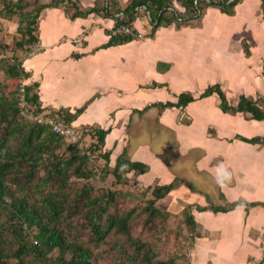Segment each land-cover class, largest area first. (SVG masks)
Masks as SVG:
<instances>
[{"label": "crops", "instance_id": "0c3cea01", "mask_svg": "<svg viewBox=\"0 0 264 264\" xmlns=\"http://www.w3.org/2000/svg\"><path fill=\"white\" fill-rule=\"evenodd\" d=\"M72 1L80 10H99L71 18L76 8L69 4L45 8L39 50L23 59L30 72L24 82L38 84L41 106L72 112L86 106L73 119L84 147L95 141L90 129H109L100 147L110 153L111 169L121 155L149 167L130 172L131 183L153 189L178 180L157 205L173 216L191 208L201 233L187 252L189 264L261 261L264 140L248 139L264 137V119L223 111L217 93L200 95L219 84L232 106L245 95L264 108L263 0H240L233 14L210 6L199 20L162 25L144 6L133 24L144 36L108 47L131 0H110L120 13L109 0ZM174 8L185 10L177 1ZM183 92L195 100L160 105L177 103Z\"/></svg>", "mask_w": 264, "mask_h": 264}, {"label": "trees", "instance_id": "16d2710c", "mask_svg": "<svg viewBox=\"0 0 264 264\" xmlns=\"http://www.w3.org/2000/svg\"><path fill=\"white\" fill-rule=\"evenodd\" d=\"M41 1L0 0V18H18L17 32L21 37L16 38L10 48L12 52L22 48L29 51L36 45L39 41V17L45 8L69 4L76 8L70 15L71 18L86 16L99 10L97 6L80 10L72 0H56L51 3ZM174 1L181 3L185 10L180 12L175 9ZM239 1L131 0L122 16L117 18V24L133 25L140 11L139 7L142 6H146L151 12L153 22L159 20V25H162L178 19L199 20L210 6L233 14ZM109 3L114 12L120 13L116 1L109 0ZM104 9L106 13H110L106 6ZM168 10L171 11L168 13ZM133 37L131 34L112 35L103 47L124 43ZM0 71L5 76L0 78V217L6 216L0 222V264H8L5 257L11 256L18 259L17 264H185L191 242L201 233L192 210L185 208L182 216L174 215V221L170 223L167 221L173 215L157 205L159 199L173 190L178 180L153 189L144 187L143 190L138 189L135 180L132 183L136 188L132 191L95 186L93 179H104L109 174L115 177L118 185H130V172L145 173L149 167L121 155L111 169L110 153L103 152L100 147L109 129H90L88 132L95 141L82 149L77 143L68 144L49 125L22 117L19 108L20 86L30 76V72L24 66L23 59L17 56L0 57ZM37 89L38 84L33 83L25 85L24 92L27 101L40 107ZM213 93L219 95L223 111L244 112L250 114L249 117L264 119V108H261L260 101L241 95L238 104L232 106L219 84L208 86L200 97ZM193 100L195 97L191 93L183 92L177 103L160 105L185 107ZM85 107L78 108L75 112L60 109L59 119L73 125V119ZM11 137L18 139L17 146L8 144ZM248 140L263 141L264 137ZM63 143L68 146L64 145L63 148ZM88 150L93 155L88 154ZM42 162H45V174L41 173ZM73 178L84 182L73 186ZM150 191L152 197L148 198ZM125 201L126 204L134 201L136 204L131 208H124ZM110 208H114L115 212H111ZM103 213H109L104 222L101 221ZM133 216L139 217L137 222L152 231L173 232L177 246L165 258L160 259L163 246L133 235ZM35 227L37 231L32 233ZM6 232H10L12 239L17 240V248L11 256L6 252L7 244L10 243H7ZM55 251L57 254L53 256Z\"/></svg>", "mask_w": 264, "mask_h": 264}, {"label": "rangeland", "instance_id": "374dc122", "mask_svg": "<svg viewBox=\"0 0 264 264\" xmlns=\"http://www.w3.org/2000/svg\"><path fill=\"white\" fill-rule=\"evenodd\" d=\"M2 7V5L0 4V8ZM13 21H18V18H15L13 19ZM17 24H8V22L6 21L5 18H0V57H5V56H17L18 58H21V59H24L25 56H28L30 54V52L32 51L29 50V51H25L26 49L25 48H22L21 50H16L14 52L11 51V47L13 46L16 38H20V33L17 32ZM4 47H7L6 50H3ZM24 61V60H23ZM5 76H4V73L3 71H0V78L3 79ZM21 84H24V81L23 83ZM15 87V85H14ZM19 87V85L17 86ZM21 88V86H20ZM9 94V93H8ZM18 139H13L12 137L9 139L8 141V144H10L12 147H15L17 146L18 142H17ZM64 145L65 146H68L67 143H63V148H64ZM83 148H87V147H83ZM98 161L95 162V164H97ZM41 173L42 174H45L46 173V169L44 168L45 167V162H42L41 163ZM104 164V162H103ZM106 178V177H105ZM105 178H101L100 179H93L95 182V186H110L114 189H128V190H135V184L131 183L130 185H127V186H124V185H118L116 183V180L115 179H107L105 180ZM73 181V186H78V184H82L84 181H77V179L73 178L72 179ZM138 189H141L143 190L144 187H141V186H137ZM138 192H141V191H138ZM151 191L148 193V198H151ZM136 204V202H132V203H127L126 204V201H125V204H123V207L124 208H131L133 207L134 205ZM110 211L111 212H115V209L114 208H110ZM108 214L109 213H103L101 214V221L104 222L107 217H108ZM135 215V214H134ZM136 216V215H135ZM133 216L132 220H131V225H133V230H132V233L134 236L136 237H139V238H144V240H150L152 242H155L158 246H163L164 249L161 250V253H160V256L159 258L162 259V258H165L167 256V254H169L176 246H177V241H176V238H175V235L173 232L171 231H167L165 230V232H163V230L161 232L159 231H152L149 229V227H143L141 223H138L137 221L140 219L139 217H135ZM6 218V216H2L0 217V222L4 221V219ZM174 218L175 216H171L169 221L167 222H170L172 223L174 221ZM166 222V221H165ZM167 222L165 224H167ZM37 231V227L33 228L32 230V233L36 232ZM6 236L8 237L7 238V243L10 242L9 244H7V247H6V252L10 254H12V252L17 248V240L14 238L12 239V234L10 232H6ZM57 254V251H55L53 253V256H55ZM6 258V261L8 262V264H17V261L18 259L16 257H5Z\"/></svg>", "mask_w": 264, "mask_h": 264}, {"label": "built area", "instance_id": "2783aa9c", "mask_svg": "<svg viewBox=\"0 0 264 264\" xmlns=\"http://www.w3.org/2000/svg\"><path fill=\"white\" fill-rule=\"evenodd\" d=\"M139 7V8H143ZM150 17V16H149ZM151 18V17H150ZM131 34L136 38L144 36L142 32H139L134 25L127 23L117 24L113 30V35ZM39 50V46L36 44L33 46L29 55L35 54ZM24 85L20 88L19 108L20 115L22 117L29 118L37 123L49 125L53 131L61 136L68 144H78L83 149L82 135L73 125L66 123L64 120L59 119L58 110H50L43 106L37 107V105L27 101L26 94L24 92ZM56 111V112H55ZM88 154H92L91 150L87 151ZM188 264V262H186ZM254 264H264V258L261 261Z\"/></svg>", "mask_w": 264, "mask_h": 264}, {"label": "clouds", "instance_id": "9594fccd", "mask_svg": "<svg viewBox=\"0 0 264 264\" xmlns=\"http://www.w3.org/2000/svg\"><path fill=\"white\" fill-rule=\"evenodd\" d=\"M23 85H24V87H25V85H27V84L24 82ZM23 85H22V86H23ZM22 86H21V87H22ZM54 110H55V109H54ZM57 110L59 111L60 109H57ZM224 175L227 176V175H229V173H227V172L225 171ZM186 262H188V264H189V261H188V260H187ZM185 264H186V263H185Z\"/></svg>", "mask_w": 264, "mask_h": 264}]
</instances>
